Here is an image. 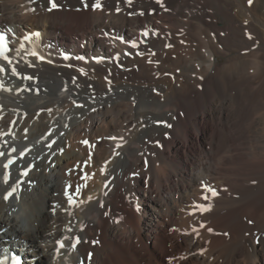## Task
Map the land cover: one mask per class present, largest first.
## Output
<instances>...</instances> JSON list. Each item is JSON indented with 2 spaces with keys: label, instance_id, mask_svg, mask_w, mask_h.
I'll return each instance as SVG.
<instances>
[{
  "label": "bare ground",
  "instance_id": "6f19581e",
  "mask_svg": "<svg viewBox=\"0 0 264 264\" xmlns=\"http://www.w3.org/2000/svg\"><path fill=\"white\" fill-rule=\"evenodd\" d=\"M51 1L0 0V258L264 264V0Z\"/></svg>",
  "mask_w": 264,
  "mask_h": 264
},
{
  "label": "snow or ice",
  "instance_id": "6c2138e0",
  "mask_svg": "<svg viewBox=\"0 0 264 264\" xmlns=\"http://www.w3.org/2000/svg\"><path fill=\"white\" fill-rule=\"evenodd\" d=\"M157 2L159 3L160 2V0H157ZM249 2L251 3V0H249ZM129 3H131V0H129ZM52 7H56V5L53 3L52 4ZM93 7H100V5H99V3H97V4H95V5H93ZM38 35V34H37ZM4 39H5V37L3 36V35H0V43H2L3 41H4ZM133 47H135V45L133 44ZM33 55H35L36 53H32ZM5 59H7V57H5ZM42 59V58H41ZM0 71H3V69L2 68H0ZM13 72L15 73V69H13ZM27 79H31V77H26ZM78 107H82V105H78ZM82 143H85V144H87L88 142L87 141H82ZM118 147H119V145H118ZM0 155H3V153H0ZM13 163V161L12 160H9L8 161V164H5L4 165V167L5 168H7L10 164H12ZM24 175H27V172H25L24 173ZM5 180L7 181V177H5ZM16 191V188H13L12 189V191L11 192H8V194L4 197V199L5 200H7L9 197H11L12 195H13V193ZM77 191H79V188H77ZM212 194L213 195H216L217 193L214 191V190H212ZM205 199H207V197H205ZM72 201V197L71 196H69V202H71ZM61 247H63V245H61ZM15 264H20V261H19V259H17L16 261H15Z\"/></svg>",
  "mask_w": 264,
  "mask_h": 264
},
{
  "label": "rangeland",
  "instance_id": "374dc122",
  "mask_svg": "<svg viewBox=\"0 0 264 264\" xmlns=\"http://www.w3.org/2000/svg\"><path fill=\"white\" fill-rule=\"evenodd\" d=\"M253 3V0H251V3L249 2V0H248V2H247V6H250L251 4ZM52 5V4H51ZM213 8H214V16L217 18L216 19V22L219 24V25H221V23H223V22H229V20L228 21H226L224 18H223V16L217 11V8H215V6L213 5ZM259 13L260 14H262V16L264 15V10H262L261 9V11H259ZM106 15H108V14H106ZM264 17V16H263ZM232 54H235V52L233 51H229L228 52V56H230V55H232ZM226 56H224V55H220V56H218L217 57V63H219V64H223L224 62H226ZM219 61V62H218ZM221 62V63H220ZM119 67L121 66V64H119L118 65ZM171 76V75H170ZM99 140V141H98ZM101 141V139H100V137L99 138H97V142H100ZM92 244H94V242H92Z\"/></svg>",
  "mask_w": 264,
  "mask_h": 264
}]
</instances>
